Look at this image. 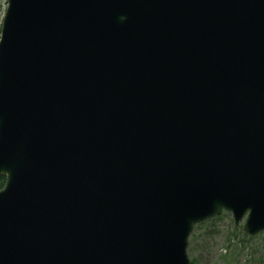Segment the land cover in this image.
<instances>
[{"label":"water","instance_id":"95a60500","mask_svg":"<svg viewBox=\"0 0 264 264\" xmlns=\"http://www.w3.org/2000/svg\"><path fill=\"white\" fill-rule=\"evenodd\" d=\"M0 264H190L264 232V0H7Z\"/></svg>","mask_w":264,"mask_h":264},{"label":"rangeland","instance_id":"374dc122","mask_svg":"<svg viewBox=\"0 0 264 264\" xmlns=\"http://www.w3.org/2000/svg\"><path fill=\"white\" fill-rule=\"evenodd\" d=\"M7 5H4V11ZM246 218L236 225L232 213L196 227L189 238L188 254L196 264H264V232L249 236Z\"/></svg>","mask_w":264,"mask_h":264},{"label":"trees","instance_id":"16d2710c","mask_svg":"<svg viewBox=\"0 0 264 264\" xmlns=\"http://www.w3.org/2000/svg\"><path fill=\"white\" fill-rule=\"evenodd\" d=\"M4 5H6V0H0V36H1V22H2V18H3V14H4ZM4 184H5V177H1L0 178V189L4 186ZM217 218H219V217H217ZM217 218L210 219V220H208L206 222L214 221ZM200 225H203V223L197 225L196 227H198ZM191 264H196V261L195 260H192L191 261Z\"/></svg>","mask_w":264,"mask_h":264}]
</instances>
